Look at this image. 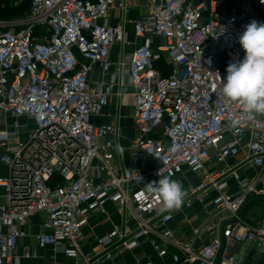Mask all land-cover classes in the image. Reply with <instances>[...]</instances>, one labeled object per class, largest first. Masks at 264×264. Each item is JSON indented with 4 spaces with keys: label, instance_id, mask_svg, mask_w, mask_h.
I'll list each match as a JSON object with an SVG mask.
<instances>
[{
    "label": "built area",
    "instance_id": "2783aa9c",
    "mask_svg": "<svg viewBox=\"0 0 264 264\" xmlns=\"http://www.w3.org/2000/svg\"><path fill=\"white\" fill-rule=\"evenodd\" d=\"M262 2L143 0L134 30L144 43L119 64L120 76L95 83L91 73H110L113 46L127 41L129 0H30L27 16L0 20V227L8 228L0 232V264L15 257L37 214L44 216L38 247L54 246L76 264H103L112 252H84L83 228L109 203L128 222L100 238L104 246L117 240L132 249L153 235L165 264H246L253 256L264 264V115L248 118L221 91L228 65L245 55L239 36L252 20L264 23ZM126 83L137 128L129 148L157 164L149 171L116 150L119 115L93 121L114 86ZM250 169L253 176L242 174ZM186 171L199 181L184 188L182 207L213 196L203 224L184 236L169 225L177 210L162 212L145 185ZM55 174L63 183L51 186ZM248 208L260 214H244Z\"/></svg>",
    "mask_w": 264,
    "mask_h": 264
},
{
    "label": "crops",
    "instance_id": "0c3cea01",
    "mask_svg": "<svg viewBox=\"0 0 264 264\" xmlns=\"http://www.w3.org/2000/svg\"><path fill=\"white\" fill-rule=\"evenodd\" d=\"M132 4L131 10L126 16V21L122 22L127 33V41L124 43L117 42L111 51V58L114 63L110 73L105 76L98 69L91 73V82L110 81L112 74L116 77L120 76L121 71L117 72V67L124 61L127 56L139 45L144 43V38L137 36L134 30V24L140 20L146 13V8L143 6V0H129ZM118 12H111V24L116 25L119 22L117 17ZM113 95L110 104L104 109L100 116L93 118L94 123L103 124L116 121L115 116L119 115V122L122 127L121 144L124 147V159L127 162L131 157H138L137 168L144 171H149L157 165L153 160L141 156L129 148L130 141L137 135V128L134 114V89L126 83L124 86H114ZM244 157V152L241 151L237 160ZM229 160L228 162H231ZM211 164L209 167L215 168ZM6 169L3 164H0V171ZM243 175L253 176L255 169L242 171ZM174 180L182 183L183 188H188L197 185L199 179L190 171L183 174H178ZM235 186V185H234ZM213 196V195H212ZM212 196L204 197L202 200H196L194 204L187 208L183 206L177 210L174 219L170 222V226L175 228L179 234L184 236L191 230L199 228L205 218L208 210L212 208ZM248 208L244 214H254V211H249ZM258 210V209H257ZM255 214H260L259 212ZM44 216L42 214L34 215L30 219V223L26 227L27 235L19 240L16 249L15 257L8 264H76V261L68 258L62 252L55 250L54 246L38 247L36 245L35 236L42 232ZM128 222L125 215L118 209L115 204L107 205V213L91 214L88 223L83 228L82 248L86 253L103 254L107 251L112 252L113 258H105L103 264H165V260L161 258L153 249V235H148L140 238L138 244L132 249H123L120 241L114 244L103 245L99 239L105 236L112 230L114 226L122 227ZM6 226L0 227V232H6ZM208 235L202 236V239H197L195 245H200L206 241ZM184 242L189 240V237H182ZM29 249L32 256L25 257V250ZM174 264V263H170Z\"/></svg>",
    "mask_w": 264,
    "mask_h": 264
},
{
    "label": "clouds",
    "instance_id": "9594fccd",
    "mask_svg": "<svg viewBox=\"0 0 264 264\" xmlns=\"http://www.w3.org/2000/svg\"><path fill=\"white\" fill-rule=\"evenodd\" d=\"M239 44L244 58L228 65L227 76L222 80V94L229 101L241 104L248 118L264 115V23L252 20L247 24L239 36ZM116 150L121 154L125 151L119 143ZM145 189L158 195L162 212L179 210L187 196L182 183L169 176L146 183Z\"/></svg>",
    "mask_w": 264,
    "mask_h": 264
},
{
    "label": "trees",
    "instance_id": "16d2710c",
    "mask_svg": "<svg viewBox=\"0 0 264 264\" xmlns=\"http://www.w3.org/2000/svg\"><path fill=\"white\" fill-rule=\"evenodd\" d=\"M30 12V0H0V20L8 21L21 19ZM63 183V178L55 174L50 185L56 186ZM264 206V204H262Z\"/></svg>",
    "mask_w": 264,
    "mask_h": 264
},
{
    "label": "rangeland",
    "instance_id": "374dc122",
    "mask_svg": "<svg viewBox=\"0 0 264 264\" xmlns=\"http://www.w3.org/2000/svg\"><path fill=\"white\" fill-rule=\"evenodd\" d=\"M18 19H14V20H8L9 22H14V21H17ZM6 21V20H5ZM31 128V127H29ZM1 174L5 173V169L1 170L0 171ZM262 208V207H261ZM241 256V255H240ZM242 257V256H241ZM256 263V264H259V258L258 257H255L253 256L252 258L248 259L246 264H250V263Z\"/></svg>",
    "mask_w": 264,
    "mask_h": 264
}]
</instances>
